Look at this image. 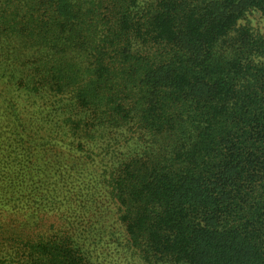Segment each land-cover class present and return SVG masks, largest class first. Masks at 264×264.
Instances as JSON below:
<instances>
[{
    "label": "trees",
    "instance_id": "1",
    "mask_svg": "<svg viewBox=\"0 0 264 264\" xmlns=\"http://www.w3.org/2000/svg\"><path fill=\"white\" fill-rule=\"evenodd\" d=\"M0 9V264H264V0Z\"/></svg>",
    "mask_w": 264,
    "mask_h": 264
},
{
    "label": "rangeland",
    "instance_id": "2",
    "mask_svg": "<svg viewBox=\"0 0 264 264\" xmlns=\"http://www.w3.org/2000/svg\"><path fill=\"white\" fill-rule=\"evenodd\" d=\"M6 8H8L9 10L12 8V5H9V6H6ZM5 10H3V9H0V12H4ZM12 12V11H11ZM10 13V12H9ZM8 14V13H7ZM260 20L257 18V15H254V16H252V24H253V26L255 27V28H257V22H259ZM261 31L262 32H264V25H261ZM1 62V61H0ZM0 71H4V72H7V71H11L9 68L7 69L6 67H0ZM5 78H7V77H5ZM20 92H22V91H20ZM31 94V92L30 93H23L22 92V95H20V94H15V95H13V96H9L10 97V99L12 100V102L14 103L13 104V107L18 111V113H20V112H24L25 111V109H27V108H29L31 105H32V103H35L34 101H33V98L31 97V96H29ZM36 105L37 104H45V105H48V103H46V101L44 100V99H41L40 101H37L36 103H35ZM21 115V114H20ZM22 116V118L23 119H25L24 118V116L23 115H21ZM4 118V120H6V121H8V122H12L13 120V118L11 117V116H6V117H3ZM6 125H4V124H2V127H5ZM24 128H26L25 126H24ZM3 131H6V128H4V130H3V128L1 129L0 128V132H3ZM7 131H10L12 134H13V131L14 130H7ZM18 132L16 131L15 132V134H17ZM5 134V133H4ZM6 136H9L8 134H5ZM4 136V135H3ZM86 192V191H85ZM96 196V195H95ZM3 205H2V203L0 202V208L2 207Z\"/></svg>",
    "mask_w": 264,
    "mask_h": 264
}]
</instances>
